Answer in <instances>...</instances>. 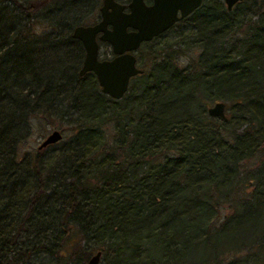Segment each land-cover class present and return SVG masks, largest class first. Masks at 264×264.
Masks as SVG:
<instances>
[{
  "label": "trees",
  "instance_id": "16d2710c",
  "mask_svg": "<svg viewBox=\"0 0 264 264\" xmlns=\"http://www.w3.org/2000/svg\"><path fill=\"white\" fill-rule=\"evenodd\" d=\"M99 3L0 0V264H264V0H201L120 99L78 75Z\"/></svg>",
  "mask_w": 264,
  "mask_h": 264
},
{
  "label": "water",
  "instance_id": "95a60500",
  "mask_svg": "<svg viewBox=\"0 0 264 264\" xmlns=\"http://www.w3.org/2000/svg\"><path fill=\"white\" fill-rule=\"evenodd\" d=\"M226 9L242 0H222ZM201 0H152L146 5L143 0H129L125 6L115 0H101L98 8L99 20L92 25H77L72 29L71 37L78 40L84 50V56L78 75L90 72L95 77L100 91L112 99H120L125 93L131 76L141 73L135 67V59L129 52L137 48L140 42L166 30L174 22L186 17L195 10ZM110 25V29H107ZM131 31L127 32L126 29ZM107 42L116 54L111 60L98 61L95 35ZM225 105L216 101L206 108L212 117L226 119ZM61 139L57 130H51L40 141L37 148L56 143ZM100 252L92 254L84 264H98Z\"/></svg>",
  "mask_w": 264,
  "mask_h": 264
},
{
  "label": "rangeland",
  "instance_id": "374dc122",
  "mask_svg": "<svg viewBox=\"0 0 264 264\" xmlns=\"http://www.w3.org/2000/svg\"><path fill=\"white\" fill-rule=\"evenodd\" d=\"M117 1L125 2L127 0H117ZM220 1L223 2L222 0H220ZM91 19L86 24H91V23L95 22V20L98 19V11H97L96 15L94 16V18L92 20ZM189 33H190V28L188 26V23L181 21V22L176 23L174 26H172L168 31H166L164 33L163 36L155 39L150 46L155 48V47H160L162 45H166L169 43L171 45H174V46L178 45L180 48L179 53L181 54L180 55V62L185 63V61L187 60V57L192 56V52L195 51V49L187 48L188 42H187L186 36ZM106 51H107L106 47H101L100 48V55H104V53ZM39 123H40V120H34L31 134L29 135V137L27 138V140L25 141V143L23 145V148L27 152H34V150H36V147L40 143L42 138L44 136H46L47 133H49L53 129L52 126L47 125L48 127L44 126L46 128L41 129L39 131L37 129ZM249 164H251L250 161H247L246 166H248ZM148 249L150 252H152V248L149 247ZM154 252H153V254H155ZM45 260H46L45 261L46 264H51V262H50L51 260L49 258H47Z\"/></svg>",
  "mask_w": 264,
  "mask_h": 264
},
{
  "label": "flooded vegetation",
  "instance_id": "af4514ba",
  "mask_svg": "<svg viewBox=\"0 0 264 264\" xmlns=\"http://www.w3.org/2000/svg\"><path fill=\"white\" fill-rule=\"evenodd\" d=\"M115 1L118 2V3H120V4H123V5L125 6V9H123V11L127 12L126 4L128 3L129 0H127V1H125V2H119V1H117V0H115ZM143 1H144V3H145L146 5H150L151 2H152V0H143ZM100 5H101V0H100V4H99L98 8L100 7ZM98 8H97V11H98ZM192 12H193V11H192ZM188 15H189V14H188ZM188 15H187V16H188ZM187 16H186V17H187ZM186 17H184V18H182V19H180V20L174 22V23H173L172 25H170L166 30H164V31H162V32H160V33H158L157 35H155V36H153V37H151L149 40L140 42L139 45L137 46V48H135L134 50H132V51L129 52L131 55H133V57H134V59H135V67L138 68V69H140V70H141V73H142V69L139 68V66H138V65H139V62H138V55H137V54H138V51H139L140 49H144V48H146V47H152V46H150V45L153 43V41H154L155 39H157V38L163 36L164 33H165L166 31H168L172 26H174V25H175L176 23H178V22H181V21L184 20ZM98 20H99V14H98V19L95 20V22H93V23H91V24H81V25H92V24L96 23ZM76 26H77V25H76ZM74 27H75V26H74ZM74 27H73V28H74ZM110 28H111L110 25H107V29L109 30ZM126 31L129 32V31H131V29H130V28H127ZM99 35H100V33H97V34L95 35V41H96V44H97V55H96V58H97L98 61H102V60H111L113 57L116 56V54L113 53V51H112V49H111V46H110L107 42H105V41H101V40L98 39ZM142 43H143V45H142ZM80 44H81V43H80ZM81 47H82V45H81ZM101 47H106V48H107V51L104 53V55H100V48H101ZM82 51H83V56H84V50H83V47H82ZM83 56H82V60H83ZM82 60H81V63H82ZM81 63H80V67H81ZM80 67H79V68H80ZM86 73H87V72H86ZM88 73H90V72H88ZM141 73H137V74H135L134 76L139 75V74H141ZM132 77H133V76H131L130 78H132ZM130 78H129V80H130ZM129 80H128V82H129ZM127 86H128V85H127Z\"/></svg>",
  "mask_w": 264,
  "mask_h": 264
},
{
  "label": "bare ground",
  "instance_id": "6f19581e",
  "mask_svg": "<svg viewBox=\"0 0 264 264\" xmlns=\"http://www.w3.org/2000/svg\"><path fill=\"white\" fill-rule=\"evenodd\" d=\"M87 2V1H86ZM83 3V2H82ZM77 4V3H76ZM142 45H143V43H142ZM60 100V99H59Z\"/></svg>",
  "mask_w": 264,
  "mask_h": 264
}]
</instances>
